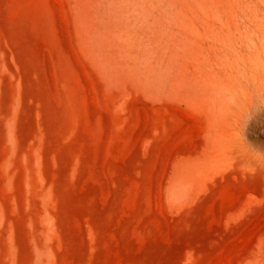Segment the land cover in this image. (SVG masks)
Wrapping results in <instances>:
<instances>
[{
  "label": "rangeland",
  "instance_id": "374dc122",
  "mask_svg": "<svg viewBox=\"0 0 264 264\" xmlns=\"http://www.w3.org/2000/svg\"><path fill=\"white\" fill-rule=\"evenodd\" d=\"M0 264H264V0H0Z\"/></svg>",
  "mask_w": 264,
  "mask_h": 264
}]
</instances>
